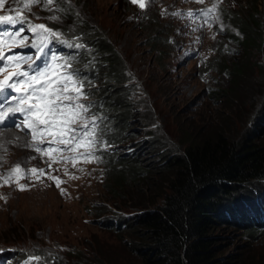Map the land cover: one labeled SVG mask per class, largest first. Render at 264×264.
<instances>
[{
	"label": "trees",
	"instance_id": "trees-1",
	"mask_svg": "<svg viewBox=\"0 0 264 264\" xmlns=\"http://www.w3.org/2000/svg\"><path fill=\"white\" fill-rule=\"evenodd\" d=\"M129 1L122 0L123 5ZM60 4L61 9L69 10L62 0ZM222 9L224 20L240 32L233 39L241 53L227 65L230 84L219 88V97L245 106L250 94L254 96L264 86L263 78H258L262 81L258 88L254 83L257 69L264 73L261 62L254 60L257 51L264 49V18L258 1L251 9L240 11L239 5L233 9L222 5ZM76 12L72 6L66 14L73 20ZM149 19L155 23L145 28L159 32L160 26V32L165 30L158 13L141 23ZM74 24L75 29L60 33L69 41L80 37L79 42L86 46L77 49L64 44L72 69L85 81L84 103H91V115L103 117L98 120L97 135L106 146L126 148L111 153L107 147L110 152L105 158L113 189L132 188L129 196L121 195L126 197L128 213L111 210L107 214L105 208L97 207L96 215L101 226L119 234L136 257L127 264H264L263 258L248 253L251 243L245 244L241 238L264 233L262 103L254 107L252 100L237 121L223 118L221 124L198 132L182 129L178 141L172 143L152 128L155 113L143 109L148 100L139 97L126 58L107 31L85 19ZM152 38L155 48L157 38ZM262 97L263 102L264 92ZM138 124L147 127L146 152L139 149L141 141H135ZM148 189L153 190L152 195ZM238 236L241 247L230 251ZM41 258L42 264H53L45 254ZM92 262L119 264L106 255L95 256Z\"/></svg>",
	"mask_w": 264,
	"mask_h": 264
},
{
	"label": "rangeland",
	"instance_id": "rangeland-1",
	"mask_svg": "<svg viewBox=\"0 0 264 264\" xmlns=\"http://www.w3.org/2000/svg\"><path fill=\"white\" fill-rule=\"evenodd\" d=\"M257 1L263 19L264 0H220V12L216 13L219 21L209 20L211 28L200 26L204 24L202 18H182L170 13L209 8L215 0H203V3L198 0H148L143 9L138 4L131 3V0L126 6L122 0H70V3L64 2L69 10L64 8L63 12L55 11L56 8H61V0H52L49 5L52 11L44 10L41 0L39 4H33L30 11L23 10L22 15L33 24H44L59 32L75 29L74 22L83 19L99 26L100 30L107 31L126 58L130 72L137 81L139 97L143 96L144 100L146 96L148 100L147 104H142L143 109L155 113V123L152 125L155 133L175 143L180 138L182 129L198 132L212 129L217 123L221 124L223 118L237 121L243 111L249 109L252 100L254 107L259 108L262 103L260 113H263L264 91H261L264 86L254 92V96L250 94L245 106L235 105L226 96L219 97V88L230 84L226 67L241 53L238 52L241 47L233 39L240 32L229 20H224L226 13L222 5L229 9L239 5L241 11L251 9ZM23 2L24 0H7L0 15L10 14V8L22 9ZM71 5L78 15L73 20L66 14L72 9ZM156 13L163 19L160 22L165 33L160 32V26L159 32H156L158 29L150 31L145 28L154 24V20L141 23V19L150 18ZM52 15L58 16V19L50 21L48 17ZM152 36L157 38L155 41L158 45L155 48L151 44ZM30 42L31 36L28 43ZM56 45L59 47L58 52L66 56L65 46L58 41ZM254 60L261 62L264 67V49L257 51ZM258 72L257 69L255 86L264 82V73ZM258 78L263 80L258 81ZM84 100L82 98L81 102L84 103ZM88 115L91 116L90 111ZM137 126L139 136L135 141H138L137 144L141 141L139 149L146 152L149 147L145 142L147 134L144 130L147 127L140 124ZM8 130L13 131L12 136L6 134ZM16 137L20 139L16 140ZM28 141V135L18 129H0V157L3 158L0 160V256L4 257L8 250L14 251L17 256L9 262H15L20 261L26 253L34 256L45 254L53 264H90L95 256L100 255H106L119 264L135 260L136 257L125 246L120 235L102 227L96 215L97 207L102 210L105 208L107 214H111V210L120 214L128 213L125 196L130 195L132 188L126 191L113 189L105 158V154L110 152L108 148L111 153L116 149L124 152L125 146L115 148L116 146L109 144L100 149L96 152V156L100 157L99 162L80 157L63 161L53 151L55 162H52L48 155L41 156L26 147ZM32 157L34 159H30ZM17 163H20L25 173L30 168H37L44 169L45 175L38 180L35 176H21L17 173L5 184L2 178ZM49 174L59 178V187L55 180L48 178ZM17 180L19 184L27 185L25 190H20ZM150 192L148 189V193L152 195L153 190ZM122 194L125 196H121ZM239 238L240 236L236 240H241ZM241 238L245 244L248 241L251 243L248 253L264 259V233L255 238ZM237 241L232 242L230 251L241 247L242 243ZM0 261L5 262L2 259Z\"/></svg>",
	"mask_w": 264,
	"mask_h": 264
},
{
	"label": "snow or ice",
	"instance_id": "snow-or-ice-1",
	"mask_svg": "<svg viewBox=\"0 0 264 264\" xmlns=\"http://www.w3.org/2000/svg\"><path fill=\"white\" fill-rule=\"evenodd\" d=\"M6 2L7 0H0V10L4 9ZM40 2L41 0H24L22 9L10 8V14L0 15V75L3 76L0 79V129L15 127L26 132L30 140L25 146L41 156L48 155L52 162H55L53 151L63 161L80 157L99 162L100 157L96 156V152L106 147L105 142L97 136L98 120L103 117L88 115L91 103L85 105L81 102L82 98L87 99L84 91L85 81L79 78L77 70L72 69V59L51 47L54 41L77 49L86 46L79 42L80 37L69 41L59 31H54L44 24H33L22 15L23 10L30 11L33 4ZM63 2L70 3V0ZM147 2L148 0H131V3L138 4L141 9L146 7ZM198 2L203 3V0ZM219 2L220 0H215L209 8L174 11L170 14L189 19L202 18L204 24L200 26L211 28L209 20L219 21V16L216 15ZM50 4L52 0H43L44 10L52 11ZM55 11L64 10L56 8ZM48 19L55 21L58 16L52 15ZM220 29L223 30L222 24ZM29 35L31 43H27ZM15 48L31 51L18 53L14 51ZM5 51L11 54L5 55ZM3 150L6 151V148ZM2 159L0 157V160ZM17 173L21 176H35L39 180L45 175V170L30 168L25 173L20 163H17L2 178L4 183L7 184ZM48 178L55 180L59 187L61 181L58 177L49 174ZM17 184L20 190L27 187L19 184L18 180ZM61 191L63 192V189ZM34 261L35 264H42V258L34 255H30L24 264H33Z\"/></svg>",
	"mask_w": 264,
	"mask_h": 264
},
{
	"label": "bare ground",
	"instance_id": "bare-ground-1",
	"mask_svg": "<svg viewBox=\"0 0 264 264\" xmlns=\"http://www.w3.org/2000/svg\"><path fill=\"white\" fill-rule=\"evenodd\" d=\"M8 133V136H12V133H13V131L11 130V131H6V134ZM8 263V259L7 260H5V264H7ZM1 264H3V263H1Z\"/></svg>",
	"mask_w": 264,
	"mask_h": 264
},
{
	"label": "clouds",
	"instance_id": "clouds-1",
	"mask_svg": "<svg viewBox=\"0 0 264 264\" xmlns=\"http://www.w3.org/2000/svg\"><path fill=\"white\" fill-rule=\"evenodd\" d=\"M84 102V101H83ZM31 255H32V253H31ZM24 257V256H23Z\"/></svg>",
	"mask_w": 264,
	"mask_h": 264
}]
</instances>
